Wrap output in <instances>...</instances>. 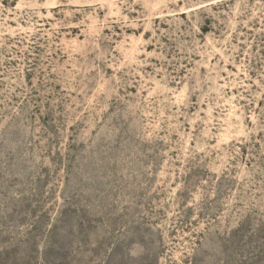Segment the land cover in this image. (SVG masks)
Wrapping results in <instances>:
<instances>
[{"label": "rangeland", "instance_id": "obj_1", "mask_svg": "<svg viewBox=\"0 0 264 264\" xmlns=\"http://www.w3.org/2000/svg\"><path fill=\"white\" fill-rule=\"evenodd\" d=\"M0 264H264V0H0Z\"/></svg>", "mask_w": 264, "mask_h": 264}]
</instances>
